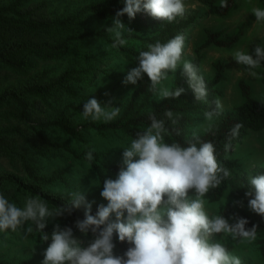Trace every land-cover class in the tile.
I'll use <instances>...</instances> for the list:
<instances>
[{"label":"clouds","instance_id":"obj_1","mask_svg":"<svg viewBox=\"0 0 264 264\" xmlns=\"http://www.w3.org/2000/svg\"><path fill=\"white\" fill-rule=\"evenodd\" d=\"M123 2V8L112 17L111 27L105 29L113 37L112 48L127 43L125 32L133 33L121 19L125 15L131 21L138 13L145 12L156 20L173 22L186 11L185 0ZM220 6L227 7V0H221ZM252 14L256 22H264V8H253ZM185 46L183 34L164 43L149 44L146 51L139 52L138 66L127 72L123 83L135 85L146 74L154 94L162 99L179 98L184 89H170L164 82L180 66ZM233 59L249 71L255 69L264 63V46H256L252 53L236 50ZM182 69L196 101L206 100L205 80L196 65L184 60ZM213 103L214 110L204 113L209 129L210 122L221 114L223 107L219 98ZM119 113L120 107L103 106L95 97L87 99L82 106L83 118L93 121L109 122ZM164 116L173 125L179 119L171 110H166ZM149 120L150 125L137 131L129 145L122 148V166L116 178L103 180L100 195L107 205H99L95 215L92 203L79 190L70 192L68 202L54 212L38 197L27 198L20 207L0 194V232L23 229L28 235L35 230L41 233L42 242L50 239L42 253V264H242V259L229 249L222 237L251 243L257 239L258 225L247 227L246 218L233 215L230 222L221 213L210 215L206 211L207 193L231 176L230 170L218 161L214 143L202 140L197 131L184 143L168 142L166 136L172 132L179 136L180 131L166 127L165 120L158 119L154 113H150ZM242 127L236 123L230 129L225 151ZM93 152L94 149L87 152L88 162L93 161ZM189 192L193 193L191 197ZM245 197L248 208L264 217V174L248 178ZM81 207L85 210L84 217L75 221V227L82 234L91 233L93 239L86 246L74 237L72 227L62 228L57 223L51 237L43 231L50 218L70 216L73 209ZM113 214L114 221L110 219ZM114 234L120 243L129 245L122 254L114 251ZM216 236L221 239H214Z\"/></svg>","mask_w":264,"mask_h":264},{"label":"rangeland","instance_id":"obj_2","mask_svg":"<svg viewBox=\"0 0 264 264\" xmlns=\"http://www.w3.org/2000/svg\"><path fill=\"white\" fill-rule=\"evenodd\" d=\"M11 0H2V3H8ZM48 1L50 9L58 18L68 17L69 15L81 11L86 5L94 2L109 3L111 0H43ZM221 4V0H217ZM186 11L182 17H177L173 22L159 21L152 18L145 12H140L134 20L124 19L123 23L133 30V33H124V36H137L142 38L152 37L165 24L171 23L180 25L191 21L190 28L183 30L181 34L186 37V46L182 61L176 72L169 73V78L164 84L172 89L177 75L183 72L182 63L184 60L194 63L198 56L196 50L199 49L207 40V30L222 31L223 36H229L235 33L241 26H244L245 35L241 40L230 48H222L210 46L201 50V61L199 64V74L208 82L212 80L216 73V64L222 67L223 79L221 82L209 92L206 100L209 109L214 110L213 101L219 98L222 102V112L220 115L233 112L234 109L246 101V97L240 90V82L243 80L251 91V96L257 100H264V69L261 66L247 70L245 66L239 65L233 59V53L236 50H242L252 53L250 44L257 42L264 46V22H256L252 9L256 7L264 8L260 0H235V6L232 12L225 17H219L201 0H185ZM193 17V18H192ZM81 25L73 30L54 29L51 32L38 33L35 38L39 41L56 42L70 36H78L91 31H106L107 27H111L112 20H100L96 17L84 13L81 17ZM107 36L113 38L111 34ZM126 45L135 48L140 47L137 41L126 40ZM69 55L62 62L42 63L37 67V71L31 75H39L45 71H49V79L55 78L59 74L71 67L90 72L87 77L86 84L77 86L78 94L75 97L60 95L53 101L52 108L48 114L53 118L61 111L66 112L67 116L78 127V131L83 136V142L73 140L57 129H51L44 133L46 137L55 142L65 145L68 149L75 151L77 156L69 152L57 151L54 154L42 156L39 152L44 151L42 140L35 136L27 126H19L29 137L33 149L21 139L15 142V152L10 155H0V171L8 170L24 175L22 167V157L26 159L36 168L40 169V173L45 176H51L57 173L62 175L63 179L56 181L50 188L54 193L59 195H68L75 190L81 191L86 200L93 205L105 204L100 193L103 189V180L106 178L115 179L118 172L113 171V167L122 166V152L124 147L130 143V137L122 130L116 131H98L92 125L98 126L107 123L102 119L93 121L91 118L84 119L82 114L75 111L71 106L85 103L87 99L95 97L103 106L120 107L119 115L112 121L118 120L132 99V93L138 86L137 84H124L123 81L127 72L135 66L128 60L124 59L110 45L102 40L95 38L83 39L70 42ZM252 73H255L254 75ZM30 76L19 77L7 70H0V93L8 88L18 87L25 84ZM147 77L145 74L143 79ZM142 80V79H141ZM107 93V95H106ZM151 101H162L157 94H154ZM112 101L111 104L108 102ZM146 99L142 98L138 102V106L145 104ZM150 104L145 107L149 109ZM219 115V116H220ZM218 117H215L211 123L210 129L217 123ZM5 124L15 126L18 123L14 118ZM2 123V122H1ZM4 124H0L3 128ZM209 130V122L204 116L196 117L195 123L191 128V133L197 131L202 134ZM94 149V152L100 155L99 168L103 175L100 178L91 162L85 159L86 153ZM53 153V152H52ZM233 159L236 163L235 172L232 179L242 178L244 176H254L264 173V131H252L241 142L234 151ZM193 195L189 192V197ZM206 200V211L212 214H219L230 218L233 215H227L226 209L229 205H236L234 199L228 191L219 202H209ZM23 207V206H21ZM125 213V219H126ZM115 220V215L111 216ZM231 222V220H230ZM53 231L54 225L57 224L56 218H50L47 221ZM28 225H25L27 227ZM214 239H221L216 236ZM223 241L227 243L230 250L242 259V264H264V258L259 247V238L251 243L238 242L232 240L229 236H223ZM81 240V239H80ZM47 244L38 240L33 233L25 235L23 229L17 232L8 230L0 232V263L8 264H42L43 251L47 248Z\"/></svg>","mask_w":264,"mask_h":264},{"label":"trees","instance_id":"obj_3","mask_svg":"<svg viewBox=\"0 0 264 264\" xmlns=\"http://www.w3.org/2000/svg\"><path fill=\"white\" fill-rule=\"evenodd\" d=\"M201 2L209 6L219 17L228 16L235 6V0H227V7H221L217 3V0H201ZM260 2L264 6V0H260ZM123 6V0H111L109 3L94 2L68 17L58 18L51 11L48 1L11 0L8 3H2V0H0V70L10 71L19 77L30 76L37 71L39 64L62 62L69 55L70 42L72 41L95 38L111 46L113 38L107 36L106 31H91L78 36L66 37L56 42L39 41L35 38V35L51 32L54 29L73 30L82 24L81 17L84 13H88L100 20H112V17ZM121 19H128V17L125 15ZM192 21L193 19L180 25L167 23L155 35L149 38L137 37L135 35L124 36L126 40L139 42L141 44L140 47L135 48L125 44L115 48V50L136 67L138 66L136 58L140 51H146L147 46L156 41L164 43L177 34H181L183 30L190 28ZM206 34L207 40L196 50L198 58L193 63L196 65L198 72L201 61V50L210 46L233 47L245 35V29L244 26H241L235 33L226 37L223 36L222 31L207 30ZM256 46L263 45L252 42L250 44L251 52ZM260 66L264 69V63ZM216 67L217 73L215 77L209 82L205 80L207 93L212 92L211 90L223 79L221 65L216 64ZM49 71L47 70L36 76L31 75V78L25 84L8 88L0 93V124H4L2 125L3 128L0 127V155H12L15 152V142L18 139L32 146L33 149H38L31 144L29 137L19 127L27 126L35 136H38L42 140L45 149L39 152L42 156H46L48 153L53 155L57 151H65L77 156L75 151L68 149L62 143L51 140L44 133L51 129H57L67 137L78 142H83L82 134L67 116L65 110L59 112L53 118L49 116L48 111L52 108L53 101L58 96L75 97L78 94L77 86L88 82L86 76L88 77L90 72L78 67H71L55 78L49 79ZM176 87L184 89L179 98L163 99L159 102L151 101L150 99L154 93L150 90L148 77H145L140 80L138 86L133 91L129 105L118 120L102 123L98 126L92 125V127L98 131L122 130L134 138L137 131H142L150 125L149 115L150 113H154L158 119L165 120L166 127L180 131L179 136L175 135V132L166 136V141L171 142L176 140L184 143L187 139L191 138V128L195 123L196 117L204 116L205 111H212V109L208 108L207 100L196 101L195 94L189 87L187 77L183 75V72L177 75L172 89ZM240 87V90H242L243 95L246 97V101L237 106L233 112L220 115L217 123L211 129L199 134L202 140L214 143L216 149L215 155L218 161L231 172V176L223 180L218 188L210 190L205 199L212 203L219 202L229 191L234 199L241 201L242 204L229 205L226 209V214L238 215L248 219L249 224L247 227H251L253 224L258 225L257 237L259 238V247L264 258V217L255 214L248 208V201L245 197L249 176L246 175L242 178L232 179V175L236 169V163L233 159L234 151L250 132L264 131V100L254 99L251 96L249 86L243 80L240 82ZM142 98H145L146 101L144 105L139 107L137 104ZM83 104L72 105L71 107L82 114ZM149 104L150 108L145 109ZM166 110H171L174 117H179L175 125L164 116ZM9 118H14L18 124L15 126H5L10 121ZM236 123H241L243 127L240 129L239 135L231 139V147L225 151V144L229 142L228 133ZM93 156L94 159L91 162L92 168L103 179L98 164L100 155L93 152ZM21 157L24 175H19L13 171L1 170L0 194H3L10 202L20 207L24 205L25 200L29 197L40 198L47 203L49 210L53 212L57 207L64 206L70 199V196L59 195L54 193L50 188L56 181L63 179L62 175L57 173L45 176L26 157ZM113 171L118 172V167H113ZM99 205L101 204L92 206L93 215L96 214ZM84 211L83 207L73 209L72 215L57 217L56 220L62 228L66 226L72 227L74 237L81 239L86 246L93 239L91 233L87 235L82 234L75 227V221L83 219ZM110 219L112 220L111 217ZM43 231L51 237L52 231L47 222ZM33 235L41 241V233L34 230ZM237 241L240 242L239 240ZM50 242L51 240L49 239L45 243L48 245ZM114 242L116 243V248L114 249L116 254H122L129 246L127 242L120 243L115 234ZM0 264L8 263L2 262Z\"/></svg>","mask_w":264,"mask_h":264}]
</instances>
